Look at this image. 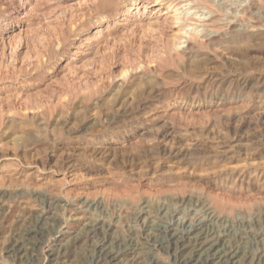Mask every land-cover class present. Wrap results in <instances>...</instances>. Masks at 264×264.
Listing matches in <instances>:
<instances>
[{
	"label": "rangeland",
	"instance_id": "rangeland-1",
	"mask_svg": "<svg viewBox=\"0 0 264 264\" xmlns=\"http://www.w3.org/2000/svg\"><path fill=\"white\" fill-rule=\"evenodd\" d=\"M190 224L264 264V0H0V264H181Z\"/></svg>",
	"mask_w": 264,
	"mask_h": 264
},
{
	"label": "bare ground",
	"instance_id": "bare-ground-1",
	"mask_svg": "<svg viewBox=\"0 0 264 264\" xmlns=\"http://www.w3.org/2000/svg\"><path fill=\"white\" fill-rule=\"evenodd\" d=\"M211 212L209 211L208 214H210ZM195 228V225L190 224L188 227L183 228L182 234H179L176 232H171V230H169V227H166L163 230L157 229L156 234H164L166 240L160 241L161 245L165 244L166 242L167 246H174V251H176L175 257L181 264H213L215 260H217V262H215L214 264H229L237 258V249L233 247H225L221 249L217 248L218 243L222 240L221 237L214 235V232L212 233L210 232V230L204 228H201L200 231L194 233ZM185 239H188L192 243L191 250L186 254H184L181 250L183 248ZM207 240H213L211 245L208 247L206 245ZM106 247L107 245L105 244V242L97 247L98 258L100 259V257H102L105 258V260L107 259L108 261L114 259L115 256H113L112 251H107L105 249ZM150 264L164 263H161L156 259H152Z\"/></svg>",
	"mask_w": 264,
	"mask_h": 264
}]
</instances>
